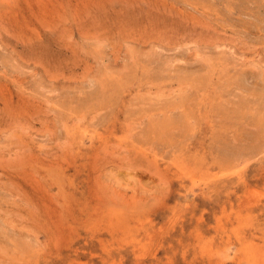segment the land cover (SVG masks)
I'll return each mask as SVG.
<instances>
[{"label":"rangeland","instance_id":"374dc122","mask_svg":"<svg viewBox=\"0 0 264 264\" xmlns=\"http://www.w3.org/2000/svg\"><path fill=\"white\" fill-rule=\"evenodd\" d=\"M0 264H264V0H0Z\"/></svg>","mask_w":264,"mask_h":264}]
</instances>
